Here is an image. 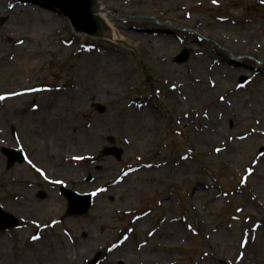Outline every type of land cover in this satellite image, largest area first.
<instances>
[{
  "label": "rangeland",
  "instance_id": "374dc122",
  "mask_svg": "<svg viewBox=\"0 0 264 264\" xmlns=\"http://www.w3.org/2000/svg\"><path fill=\"white\" fill-rule=\"evenodd\" d=\"M21 1L0 0V68L16 71L19 90L0 100V206L21 221L0 231V264H264V3L100 0L123 46L76 35L63 15ZM102 58L128 72L98 79ZM223 60L230 72L218 73ZM10 87L0 83V95ZM126 97L159 118L151 143L130 145L125 127L102 141L106 162L78 161L93 145L76 127L61 134V123L84 125ZM209 121L215 139L197 145ZM5 147L25 162L10 165ZM140 161L155 167L114 179ZM62 186L92 194L90 210L67 217ZM163 225L179 235L160 236Z\"/></svg>",
  "mask_w": 264,
  "mask_h": 264
},
{
  "label": "bare ground",
  "instance_id": "6f19581e",
  "mask_svg": "<svg viewBox=\"0 0 264 264\" xmlns=\"http://www.w3.org/2000/svg\"><path fill=\"white\" fill-rule=\"evenodd\" d=\"M1 4L2 3H0V5ZM19 8H21V6L11 7V9L13 10H17ZM5 11L8 12L7 10ZM105 12H106L107 24L114 26L113 23L111 22L110 15H109L110 9L106 6H105ZM37 15L39 19L43 18V19L49 20L48 19L49 17H47V15L46 17L45 15L43 17L42 14H37ZM161 38L164 39V37H161ZM123 39H125V37L123 35H119L114 26V39H112L110 42L115 43L117 42V40H123ZM169 41L173 42L171 38L169 39ZM25 50H30V49L26 48ZM102 59L104 61L98 64L99 73L96 74L97 75L96 77L98 79L106 80L108 78H112L111 76H114V75L118 76L123 71L128 72L127 65L123 63L121 60H119L118 58L115 59V61H112L111 59H107V58H102ZM23 62H26V61L24 60ZM224 62L227 65L226 64L225 66L219 65V68L216 69L218 73L219 71L230 72L229 71L230 68L228 66L229 65L232 66L233 63L229 61H224ZM31 66H33V64L24 65L23 69L29 72V70L32 68ZM10 69L11 68H8V67L0 68V83L5 84V85H8V84L12 85V87L9 88L10 89L9 92L5 93L7 96H10L11 93H15L16 91L17 92L19 91V90H14V91L11 90L12 88L16 87L14 86L16 77L12 76V74L15 73L16 71L12 72L13 69L11 70ZM15 69L18 70V68H15ZM218 73H215V74L218 75ZM200 78L202 77L200 76ZM202 79L203 81H205L204 78ZM206 83L209 84L210 88L213 87L215 84H217L215 79H213L212 77H210L209 79H206ZM119 87L117 88L123 89L122 86H119ZM41 90L45 91V87L41 88ZM78 91L79 90H77V92ZM41 96H45V95L41 94ZM70 96L72 95L68 94V98L61 99L59 110L60 109L65 110L71 105ZM79 96L80 94L78 95V97ZM20 98L21 96L17 97L15 100L20 99ZM79 100L84 101L85 97L81 95ZM122 101L124 104H123V108H120V110L113 109V110L107 111L106 114L102 116L96 117L93 120H89V121L87 120L84 125L82 124L80 125V123L74 124L71 121L61 123V128H60L61 134L68 132V130H73L76 127L79 135L81 136L80 140L85 141V142H90V144L93 145L92 151L89 150V152L87 151L85 153L78 154V156H76L77 159L79 157L78 161H83L85 159H91V160L98 161V162H106L107 159L100 158L98 154L102 150H105V149L107 150L110 147V145L103 144L102 141L105 138H108L109 136L116 135V133L118 134L117 131L121 130L122 128L125 129V127L129 129V133H131L134 138V139L132 138L133 141L128 138L127 142L130 145H135L140 139H143V137L144 139H147L146 146L149 143H151L160 125L159 118L156 115L152 114V112L149 110V106L146 105L144 102L139 103V102H136V100L131 99L129 97L123 98ZM8 102H11V101L9 100ZM210 122L211 121H209L208 124L212 125V123ZM212 126L215 128L214 125ZM213 127L205 126L204 127L205 129L203 132L199 130L198 134H196L195 136H192L195 140V143L198 145V143L201 144V143L208 142L209 140H214L215 139L214 133L216 132V128L214 129ZM118 136H121V135L118 134ZM125 141L126 139L123 137L122 142L124 143ZM114 155L118 156L117 150L114 151ZM154 167L155 165L152 163H144L143 161H140L139 163H135L132 166V168H128L125 172H122L119 175L115 176L114 179L119 178V177H122L123 180H125V178L129 179L131 178V175L132 177L136 175L139 176V174L141 172H144V170L146 169L151 170ZM197 188H198V191L201 190V187L198 186ZM202 188L209 189L210 187L207 184V185H203ZM198 194H200V192ZM178 228H179L178 226L169 227L168 225H163L158 233L160 236L167 235L170 232H173L174 234L179 235Z\"/></svg>",
  "mask_w": 264,
  "mask_h": 264
},
{
  "label": "water",
  "instance_id": "95a60500",
  "mask_svg": "<svg viewBox=\"0 0 264 264\" xmlns=\"http://www.w3.org/2000/svg\"><path fill=\"white\" fill-rule=\"evenodd\" d=\"M21 3L46 10L51 9L50 11L53 10V12L56 11L62 14L69 19L76 34H86L91 37L108 40L114 39V26L107 24L105 6L99 0H29L21 1ZM117 43L129 46V43L123 40H117ZM188 56V53L184 52L177 56L176 60L184 63L188 59ZM246 80V77L240 79L241 83H245ZM119 153L117 151L118 156ZM65 194L69 200L67 216L83 215L91 208V196L78 195L70 191H66ZM18 225L19 222L13 215L0 208V231L14 228ZM97 262L98 259L95 258L89 264H96Z\"/></svg>",
  "mask_w": 264,
  "mask_h": 264
},
{
  "label": "snow or ice",
  "instance_id": "6c2138e0",
  "mask_svg": "<svg viewBox=\"0 0 264 264\" xmlns=\"http://www.w3.org/2000/svg\"><path fill=\"white\" fill-rule=\"evenodd\" d=\"M213 2L214 3H218V0H213ZM261 2L262 3H264V0H261ZM21 43H23V41H21ZM173 87H175L174 85H173ZM11 94H15V93H11ZM3 99H5V96L4 95H0V100H3ZM217 151H220V149H217ZM78 159H79V157H78ZM42 171V170H41ZM249 171H251V169H249ZM247 181V178H245V182ZM188 227H192L191 225H189ZM33 239H38V237H33ZM243 256V254H241V257Z\"/></svg>",
  "mask_w": 264,
  "mask_h": 264
},
{
  "label": "flooded vegetation",
  "instance_id": "af4514ba",
  "mask_svg": "<svg viewBox=\"0 0 264 264\" xmlns=\"http://www.w3.org/2000/svg\"><path fill=\"white\" fill-rule=\"evenodd\" d=\"M9 149H10V148H9ZM7 159H8V163H9L10 158L8 157Z\"/></svg>",
  "mask_w": 264,
  "mask_h": 264
}]
</instances>
